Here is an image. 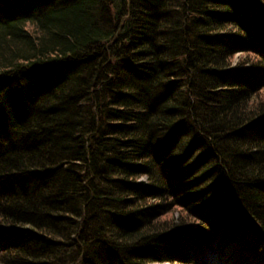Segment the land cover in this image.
<instances>
[{"label":"trees","instance_id":"16d2710c","mask_svg":"<svg viewBox=\"0 0 264 264\" xmlns=\"http://www.w3.org/2000/svg\"><path fill=\"white\" fill-rule=\"evenodd\" d=\"M263 92L264 0H0V264H264Z\"/></svg>","mask_w":264,"mask_h":264},{"label":"rangeland","instance_id":"374dc122","mask_svg":"<svg viewBox=\"0 0 264 264\" xmlns=\"http://www.w3.org/2000/svg\"><path fill=\"white\" fill-rule=\"evenodd\" d=\"M235 59H236V58H235ZM263 93H264V92H263ZM261 94H262V93H261ZM143 178H144V177H143ZM143 178H142V179H143ZM156 264H158V263H156Z\"/></svg>","mask_w":264,"mask_h":264}]
</instances>
